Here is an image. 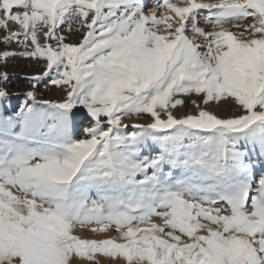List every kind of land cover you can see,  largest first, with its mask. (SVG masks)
Instances as JSON below:
<instances>
[{"label": "snow or ice", "instance_id": "6c2138e0", "mask_svg": "<svg viewBox=\"0 0 264 264\" xmlns=\"http://www.w3.org/2000/svg\"><path fill=\"white\" fill-rule=\"evenodd\" d=\"M0 44V264H264V0H0Z\"/></svg>", "mask_w": 264, "mask_h": 264}, {"label": "rangeland", "instance_id": "374dc122", "mask_svg": "<svg viewBox=\"0 0 264 264\" xmlns=\"http://www.w3.org/2000/svg\"><path fill=\"white\" fill-rule=\"evenodd\" d=\"M155 0H147L149 8L152 7ZM157 2V0L155 1ZM201 23H203V20L201 18ZM4 46L0 44V48H3ZM15 45L12 46L13 49H15ZM8 73V81L6 85H4L10 93H19V97H14L12 100L13 107L21 104L24 100V93L30 88V83L26 79V77L33 75L39 71H41V65L37 64L35 62H32L30 60H25L21 58L11 59L8 62V67L6 69ZM50 88L51 87H45L44 83H41V85L38 88V96L39 98H46V99H55L56 97L52 94H50ZM215 107V106H214ZM227 106L221 103L219 107H216V111L219 112H226L227 113ZM226 108V110H225ZM217 111V112H218ZM83 237L86 238H105L102 234H92L88 231L80 232L78 233ZM112 235H116V233H111Z\"/></svg>", "mask_w": 264, "mask_h": 264}, {"label": "bare ground", "instance_id": "6f19581e", "mask_svg": "<svg viewBox=\"0 0 264 264\" xmlns=\"http://www.w3.org/2000/svg\"><path fill=\"white\" fill-rule=\"evenodd\" d=\"M156 1V0H155ZM152 2V4H155L156 2ZM154 6V5H153ZM71 41H73V42H78L79 41V39H80V37H79V35H73L71 38ZM50 94H52V95H54L56 98L57 97H59L60 95H61V93L56 89V88H54V87H51L50 88ZM53 99V98H52ZM214 107V106H213ZM227 108V107H226ZM226 108H225V110H226ZM215 109H217L216 108V106H215ZM218 111V110H217ZM218 113L219 114H221V115H226L227 113L226 112H224V111H222V112H219L218 111ZM101 264H110V261L107 259V258H103L102 259V261H101Z\"/></svg>", "mask_w": 264, "mask_h": 264}]
</instances>
